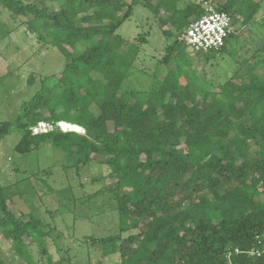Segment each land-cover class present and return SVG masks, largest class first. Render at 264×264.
I'll return each mask as SVG.
<instances>
[{"label": "trees", "instance_id": "obj_1", "mask_svg": "<svg viewBox=\"0 0 264 264\" xmlns=\"http://www.w3.org/2000/svg\"><path fill=\"white\" fill-rule=\"evenodd\" d=\"M148 3L0 0V14L23 20L40 42L66 59L56 82H43L24 105L16 150L27 154L49 143L78 157V169L103 158L115 180L121 230L134 233L85 240L105 247V256L118 254L119 264H264V253L249 255L260 248L257 236L264 235V77L244 60L246 77L239 69L234 75L239 83L227 80L216 91L191 60L182 61L186 45L179 38L203 14L201 4L158 0L159 7L172 8L167 20L176 30L160 61L165 74L162 79L155 74L150 88L126 89L147 38L140 35L128 44L118 31L136 5ZM216 7L248 26L262 5L226 0ZM261 39L255 56L264 55ZM228 41L217 52H224ZM214 53L205 55L206 62ZM39 122H66L85 134L34 135ZM9 127L0 128V137ZM10 203L0 185L3 239L15 245L26 264H36L26 240L36 242L42 223L15 215Z\"/></svg>", "mask_w": 264, "mask_h": 264}, {"label": "rangeland", "instance_id": "obj_2", "mask_svg": "<svg viewBox=\"0 0 264 264\" xmlns=\"http://www.w3.org/2000/svg\"><path fill=\"white\" fill-rule=\"evenodd\" d=\"M204 0H185L201 4ZM224 3L225 0H209ZM264 4V0H257ZM149 6L138 4L132 16L119 29L128 44L140 35L147 38L135 64V74L125 83L126 89L151 87L156 74L162 79L165 67L160 61L166 47L175 39L172 8L149 0ZM181 4L179 7H182ZM264 10L258 14L262 17ZM23 20H14L6 11L0 14V128L9 124L0 137V185L7 189L11 209L24 219L34 217L42 226L36 230V242L26 251L36 264H119V255H104L105 247L93 245L85 239H125L134 231L121 230L117 203L114 200L115 180L102 157L78 169V157L43 144L31 153L16 150L22 139L17 127L18 117L41 89L42 83L54 84L66 65L61 52L43 44L27 30ZM167 21V22H166ZM233 37L224 52H215L210 62L184 46L183 62L192 61L193 69L203 73L207 82L218 91L227 80L239 83L235 73L246 77L242 62L256 65V73L264 77V55L255 56L262 47L264 21L254 22L253 34L241 30V22L232 23ZM164 31H171L169 39ZM158 73V74H157ZM97 112V110H95ZM48 115L47 112H45ZM109 129L113 130L112 123ZM75 132V131H74ZM78 133V132H77ZM85 134V131L79 133ZM0 264H26L14 244L3 239L0 228Z\"/></svg>", "mask_w": 264, "mask_h": 264}, {"label": "built area", "instance_id": "obj_3", "mask_svg": "<svg viewBox=\"0 0 264 264\" xmlns=\"http://www.w3.org/2000/svg\"><path fill=\"white\" fill-rule=\"evenodd\" d=\"M201 6L203 14L189 24L179 39L197 54L206 55L217 52L225 46L227 40L233 35V19L227 12L218 10L213 1L204 0ZM63 124L65 122H57L56 124L39 122L32 128V131L34 135L54 130H61L64 133L74 132L64 129ZM257 241L260 248L250 251V256H259L264 253V235L257 236Z\"/></svg>", "mask_w": 264, "mask_h": 264}, {"label": "crops", "instance_id": "obj_4", "mask_svg": "<svg viewBox=\"0 0 264 264\" xmlns=\"http://www.w3.org/2000/svg\"><path fill=\"white\" fill-rule=\"evenodd\" d=\"M226 1V0H225ZM224 1V2H225ZM251 2H253V1H255V2H260V1H257V0H250ZM261 3V2H260ZM220 4H222V3H220ZM261 5H262V8H261V11H263L264 10V4H262L261 3ZM260 11V12H261ZM259 12V13H260ZM258 17V16H257ZM263 18H264V14L262 15V17H259V18H257V20H256V22L260 19H262L263 20ZM253 28V23L251 24V25H248V26H242V24H241V30H248L249 32H251L252 34H253V31H251V29Z\"/></svg>", "mask_w": 264, "mask_h": 264}, {"label": "bare ground", "instance_id": "obj_5", "mask_svg": "<svg viewBox=\"0 0 264 264\" xmlns=\"http://www.w3.org/2000/svg\"><path fill=\"white\" fill-rule=\"evenodd\" d=\"M63 127L64 129H68V130H71V131H75V132H78V133H81L82 132V128L77 126V125H73V124H69V123H66L63 124Z\"/></svg>", "mask_w": 264, "mask_h": 264}, {"label": "water", "instance_id": "obj_6", "mask_svg": "<svg viewBox=\"0 0 264 264\" xmlns=\"http://www.w3.org/2000/svg\"><path fill=\"white\" fill-rule=\"evenodd\" d=\"M83 129V128H82Z\"/></svg>", "mask_w": 264, "mask_h": 264}]
</instances>
